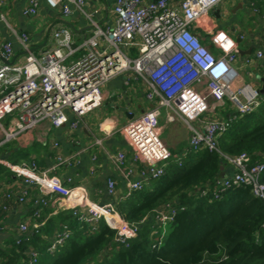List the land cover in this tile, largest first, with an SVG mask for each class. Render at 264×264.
<instances>
[{"label":"built area","instance_id":"1","mask_svg":"<svg viewBox=\"0 0 264 264\" xmlns=\"http://www.w3.org/2000/svg\"><path fill=\"white\" fill-rule=\"evenodd\" d=\"M219 1L115 0L110 9L113 23L101 27L93 13H85V0H45L49 7L60 8L64 16L72 9L85 13L91 34L78 46H73L71 30L60 28L53 33V48L39 57L31 49L29 35L13 30L23 51V61L12 58L10 41L0 42V126L4 118L13 116L16 126L8 136L44 122L56 128L66 123L76 128L83 116L102 104V89L110 80L123 76L127 83L129 75L133 74L145 84V97L152 106L121 128L134 151L131 166H126L123 151L112 156L115 167L126 180L127 191L123 197L142 189L146 180L157 179L166 172L172 154L161 138L162 107L171 111L166 115L167 121L177 117L186 124L189 152L206 149L222 154L218 147L221 134L234 120L264 104V94L248 84L237 90L230 87L237 75L232 65L237 50L224 31L219 30L212 36V43L219 50L215 54L191 29L192 24ZM172 2L177 3L173 6ZM38 4V0H28L24 14L35 15ZM0 20L5 19L0 16ZM262 55V51L256 52V57ZM226 101L233 106L231 116L202 118L205 112L225 105ZM53 146L57 147V142H53ZM185 155L176 161L180 164ZM223 156L233 172L219 175L215 180L216 189L245 185L255 196L264 199V183L260 179L264 161L252 162L245 152ZM55 158L57 164L71 162V157L59 153ZM138 162L143 163L145 169H140ZM8 166L26 185L18 195L19 201L27 198L29 186L38 188L40 198L34 211L38 220L41 208L49 199L61 198L64 207L71 209L79 221L93 225L103 219L115 229L114 242L125 245L137 236L138 229L146 221L142 218L139 222H128L114 206L99 207L86 201L81 205L75 201L72 187L65 185L53 169H41L34 159ZM136 174L139 178H133ZM106 191L116 194L113 178L107 179ZM6 197L11 194L7 193ZM6 209V205H0V214ZM175 213L170 203L154 209L153 232L159 231L163 236ZM41 225L42 221H37L33 224L34 230ZM19 229L26 231L27 226L20 224ZM69 236V229L56 231L47 252L53 254ZM27 256V264H34L39 253L30 247Z\"/></svg>","mask_w":264,"mask_h":264},{"label":"crops","instance_id":"2","mask_svg":"<svg viewBox=\"0 0 264 264\" xmlns=\"http://www.w3.org/2000/svg\"><path fill=\"white\" fill-rule=\"evenodd\" d=\"M38 2L36 14L26 15L23 11L28 5V0H0V16L5 19L0 20V42L12 43L14 60L23 61V51L13 30L18 33L26 32L30 37L32 51L40 57L45 50L53 48V33L60 28L67 27L71 30L73 46H78L89 36L91 27L86 12L93 13L94 19L101 27L114 21L110 9L115 0H85V13L72 9L68 16H64L60 8L49 7L45 0ZM176 3L172 2L171 5L175 6ZM65 17H68V20H65ZM191 29L215 54H218L219 50L212 43V36L219 30L224 31L234 41L237 50L236 61L232 64L237 75L230 87L237 90L248 84L259 92L262 90L264 0H220L194 22ZM257 51H262L263 55L256 57ZM102 91V104L83 116L76 128H70L69 123L56 128L44 122L32 129L8 136V133L14 132L16 118L7 116L3 119L0 126V205L7 206L0 214V234L5 235L3 239H20L29 248L34 247V242L39 246L48 245L56 231L68 229L58 214L71 210L64 207L61 198L49 199L48 204L41 208L38 220L34 216L38 207L37 200L40 198L38 188L29 186L27 198L23 202L19 201L18 195L26 185L23 178L17 177L8 164L34 159L41 169H53L65 185L73 188L74 199L81 205L86 201L99 207H115L116 201L123 198L127 191L126 180L115 167L112 156L123 151L126 166H131L134 151L121 128L129 120L149 109L152 102L145 97V84L133 74L129 75L127 83L123 76L113 78ZM233 113V106L226 101L225 105L205 112L202 118L226 119ZM168 122L166 120V123ZM160 130L161 138L172 154L169 163L186 153L183 157L185 158L189 153L187 126L178 130L173 124L166 125L165 129L160 125ZM181 133L183 137L177 139ZM53 142H57L58 146L54 147ZM57 153L71 157V162L57 164ZM137 164L140 169L146 167L143 163ZM220 169V176L233 172V167L228 163ZM108 178H113L116 182L114 195L106 191ZM133 178H139V175L136 174ZM150 182L151 180H146L144 187L149 186ZM7 193H10L11 197L7 198ZM146 220L153 223L154 215H148ZM37 221H42V225L38 230H34L33 224ZM20 224H25L27 230L21 231Z\"/></svg>","mask_w":264,"mask_h":264},{"label":"trees","instance_id":"3","mask_svg":"<svg viewBox=\"0 0 264 264\" xmlns=\"http://www.w3.org/2000/svg\"><path fill=\"white\" fill-rule=\"evenodd\" d=\"M222 154L190 151L180 164L171 161L164 175L149 186L116 201L115 210L128 222H139L170 203L176 209L166 232H153L146 220L128 244L115 243V229L103 219L81 222L71 210L59 213L69 238L53 254L48 245L34 247V264H264V199L249 186L216 189L223 155L247 153L264 161V104L234 120L218 139ZM264 183V171L261 174ZM204 192V194H203ZM27 244L3 239L0 264H27Z\"/></svg>","mask_w":264,"mask_h":264},{"label":"rangeland","instance_id":"4","mask_svg":"<svg viewBox=\"0 0 264 264\" xmlns=\"http://www.w3.org/2000/svg\"><path fill=\"white\" fill-rule=\"evenodd\" d=\"M162 109H164V110H162ZM170 112L171 111L168 108H165V107L161 108V115H160L159 121H160V125L163 127V129H165L166 125L171 126L172 124L174 126H176V128L178 130H182L183 126H184V128H186V126H185L186 124L183 125V123L179 119H177V117H175V120L166 123V119H165L166 115ZM182 137H183V134L181 133L180 135L177 136V139H181Z\"/></svg>","mask_w":264,"mask_h":264},{"label":"water","instance_id":"5","mask_svg":"<svg viewBox=\"0 0 264 264\" xmlns=\"http://www.w3.org/2000/svg\"><path fill=\"white\" fill-rule=\"evenodd\" d=\"M65 20H68V17H65ZM262 82H263V87L262 90H260L261 94H264V77L262 78ZM5 237L4 234H0V240L3 239Z\"/></svg>","mask_w":264,"mask_h":264},{"label":"snow or ice","instance_id":"6","mask_svg":"<svg viewBox=\"0 0 264 264\" xmlns=\"http://www.w3.org/2000/svg\"><path fill=\"white\" fill-rule=\"evenodd\" d=\"M223 37H221V39H222Z\"/></svg>","mask_w":264,"mask_h":264}]
</instances>
